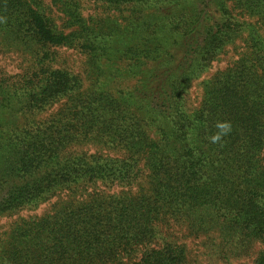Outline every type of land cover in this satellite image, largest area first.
I'll use <instances>...</instances> for the list:
<instances>
[{
  "label": "trees",
  "instance_id": "trees-1",
  "mask_svg": "<svg viewBox=\"0 0 264 264\" xmlns=\"http://www.w3.org/2000/svg\"><path fill=\"white\" fill-rule=\"evenodd\" d=\"M0 55V264H264V0H0Z\"/></svg>",
  "mask_w": 264,
  "mask_h": 264
},
{
  "label": "rangeland",
  "instance_id": "rangeland-1",
  "mask_svg": "<svg viewBox=\"0 0 264 264\" xmlns=\"http://www.w3.org/2000/svg\"><path fill=\"white\" fill-rule=\"evenodd\" d=\"M94 13H95L94 8H89L87 11L88 15H92ZM61 53L62 54L66 53V55H68V54H71V51L65 52V50H61ZM233 54H234V52L231 51L228 55H226L225 57H222V59L220 61H216L213 65V68L211 69V71L208 74H205L201 80H203L205 78H210L212 75H214L216 73L217 70L226 68L230 59H231V56H233ZM74 56H76L78 59L75 60L74 58H71L70 65L76 67L77 65H75V64H79V62H77V61H79L81 59V56L76 55V54H74ZM11 58L12 57L0 55V67L7 70V72H9V71L14 72L16 70V69H14V64L12 63L13 60ZM9 73H11V72H9ZM200 92H201V87L199 88V86L196 85L194 87V94L198 95V94H200ZM196 104H197V102H196ZM21 216H27V213L22 212V213H18L17 215H15L13 217L1 218L0 219V231L8 229L9 225L12 222L18 220ZM192 247L194 249L197 248L196 245H193V243H192Z\"/></svg>",
  "mask_w": 264,
  "mask_h": 264
}]
</instances>
